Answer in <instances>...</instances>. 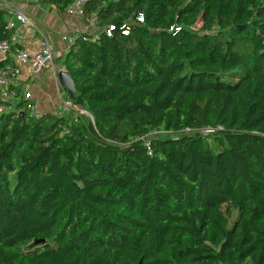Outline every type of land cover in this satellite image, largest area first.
Instances as JSON below:
<instances>
[{
  "label": "trees",
  "instance_id": "16d2710c",
  "mask_svg": "<svg viewBox=\"0 0 264 264\" xmlns=\"http://www.w3.org/2000/svg\"><path fill=\"white\" fill-rule=\"evenodd\" d=\"M92 16L113 30L63 58L71 109L0 113V264H264V0Z\"/></svg>",
  "mask_w": 264,
  "mask_h": 264
},
{
  "label": "built area",
  "instance_id": "2783aa9c",
  "mask_svg": "<svg viewBox=\"0 0 264 264\" xmlns=\"http://www.w3.org/2000/svg\"><path fill=\"white\" fill-rule=\"evenodd\" d=\"M27 5L34 6L37 10L43 11L45 6L41 4V0H24ZM86 0H74L68 6L64 14L68 21H74L79 17H83V7ZM0 9L6 13L5 29L10 31L11 37L8 41H0V113L9 112L14 110V103L24 101L26 103V110L30 116L38 118L42 115L32 100V94L23 89L25 81L22 71L25 69L29 78H37L44 70H50L54 88L56 90V98L58 101V110L60 113L67 112L71 109V105L64 100L60 95V84L58 81V69L54 64V51L52 45L43 33H38L37 49L33 53L28 52L23 47L17 45L19 36V29H24L25 32L34 28L32 20L22 11L0 3ZM92 34L90 35L93 40H98L102 35L111 37L112 26L98 28L96 26V18L94 16L87 18ZM138 22H142L141 18H137ZM17 24V28L15 27ZM194 30L195 28H191ZM127 28L122 31L123 35L127 34ZM83 36V35H80ZM62 41H67V36H62ZM71 41H74L71 37ZM28 78V77H27ZM80 113L85 114L80 111ZM213 130L207 129L205 133H212ZM155 131H152L148 136L142 137L140 140L142 145L146 147L148 154L149 137L154 136Z\"/></svg>",
  "mask_w": 264,
  "mask_h": 264
},
{
  "label": "crops",
  "instance_id": "0c3cea01",
  "mask_svg": "<svg viewBox=\"0 0 264 264\" xmlns=\"http://www.w3.org/2000/svg\"><path fill=\"white\" fill-rule=\"evenodd\" d=\"M0 3L22 11L32 20L34 28L30 29V31L25 32L24 29H19L20 38L17 39V45L33 53L37 49L38 33H43L52 45L54 64L59 72H64L62 61L63 58L67 57L70 46L74 41L80 35L88 36L92 34V28L85 17L68 21L64 14H59L52 6H45L43 11H39L34 6L27 5L24 0H0ZM15 27L17 28L16 23ZM62 36H67L70 39L72 37L74 41L70 39L62 41ZM22 73L25 79L23 89L32 94V100L36 109L42 114H57L59 112L58 101L53 88L50 70H44L36 79L29 78L25 69ZM60 91L64 98V95H66V93L64 94L65 88L61 86Z\"/></svg>",
  "mask_w": 264,
  "mask_h": 264
},
{
  "label": "water",
  "instance_id": "95a60500",
  "mask_svg": "<svg viewBox=\"0 0 264 264\" xmlns=\"http://www.w3.org/2000/svg\"><path fill=\"white\" fill-rule=\"evenodd\" d=\"M58 78H59V82L61 84V86H63L66 91L68 92V94L70 95V97L73 96L74 93V89H73V83L72 80L70 79L69 75L67 72H58ZM24 116V114L22 112H20L18 114V118H22Z\"/></svg>",
  "mask_w": 264,
  "mask_h": 264
},
{
  "label": "rangeland",
  "instance_id": "374dc122",
  "mask_svg": "<svg viewBox=\"0 0 264 264\" xmlns=\"http://www.w3.org/2000/svg\"><path fill=\"white\" fill-rule=\"evenodd\" d=\"M200 24H198L196 27H194L195 28V30H197V29H199V26ZM59 81V80H58ZM59 84H60V82H59ZM54 88V87H53ZM60 90H61V84H60ZM54 91H55V93H56V90H55V88H54ZM66 93V95H64V98H67L68 97V99H64V100H66V102H68L69 104H70V102H69V98H70V96H69V94H68V92L66 91V89H65V91H64V94ZM60 95H61V91H60ZM63 95V94H62ZM61 95V97H63ZM57 99V98H56ZM68 100V101H67ZM68 112V111H67ZM67 112H64V113H67ZM58 113H60V112H58Z\"/></svg>",
  "mask_w": 264,
  "mask_h": 264
}]
</instances>
